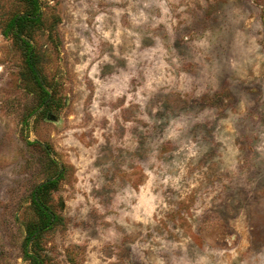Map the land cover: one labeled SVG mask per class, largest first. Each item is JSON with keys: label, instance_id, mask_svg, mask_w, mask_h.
Listing matches in <instances>:
<instances>
[{"label": "rangeland", "instance_id": "rangeland-1", "mask_svg": "<svg viewBox=\"0 0 264 264\" xmlns=\"http://www.w3.org/2000/svg\"><path fill=\"white\" fill-rule=\"evenodd\" d=\"M37 2L47 111L0 0V264L49 159L45 264H264V0Z\"/></svg>", "mask_w": 264, "mask_h": 264}, {"label": "trees", "instance_id": "trees-1", "mask_svg": "<svg viewBox=\"0 0 264 264\" xmlns=\"http://www.w3.org/2000/svg\"><path fill=\"white\" fill-rule=\"evenodd\" d=\"M26 8L16 15L8 24L13 41L22 51L25 72L22 74L24 81L32 82L35 86L34 93L39 105L47 111L53 104V97L45 89L42 77L39 73L37 56L30 44V32L40 16V7L37 0H21ZM46 169H52L51 176L44 182L35 186L30 193V208L35 214V220L25 224L24 238L21 244V252L28 264H45L46 256L41 246L42 234L53 227L56 222L55 213L49 204L50 194L57 189L62 171L57 164L49 159L45 164Z\"/></svg>", "mask_w": 264, "mask_h": 264}]
</instances>
